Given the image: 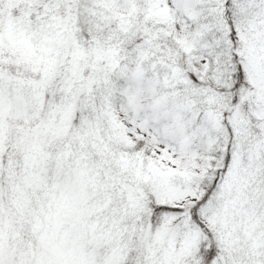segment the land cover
<instances>
[{
    "label": "snow or ice",
    "instance_id": "1",
    "mask_svg": "<svg viewBox=\"0 0 264 264\" xmlns=\"http://www.w3.org/2000/svg\"><path fill=\"white\" fill-rule=\"evenodd\" d=\"M0 264H264V0H0Z\"/></svg>",
    "mask_w": 264,
    "mask_h": 264
}]
</instances>
